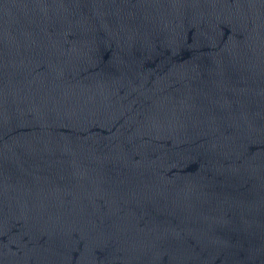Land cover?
Masks as SVG:
<instances>
[{
	"label": "water",
	"instance_id": "1",
	"mask_svg": "<svg viewBox=\"0 0 264 264\" xmlns=\"http://www.w3.org/2000/svg\"><path fill=\"white\" fill-rule=\"evenodd\" d=\"M0 264H264V0H0Z\"/></svg>",
	"mask_w": 264,
	"mask_h": 264
}]
</instances>
